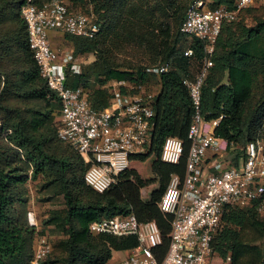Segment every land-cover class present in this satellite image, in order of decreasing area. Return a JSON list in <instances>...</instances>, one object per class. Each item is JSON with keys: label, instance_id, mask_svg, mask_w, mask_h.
I'll list each match as a JSON object with an SVG mask.
<instances>
[{"label": "trees", "instance_id": "16d2710c", "mask_svg": "<svg viewBox=\"0 0 264 264\" xmlns=\"http://www.w3.org/2000/svg\"><path fill=\"white\" fill-rule=\"evenodd\" d=\"M33 1L41 6L50 0ZM65 1L70 10L93 12L101 26L99 40L66 35L74 54H95L85 72H66L67 85L88 89L90 106L100 110L112 99L109 82H126L118 87L122 94L143 95L144 85L155 78L159 89L152 101V137L144 152L130 155L128 170L106 192L87 187L83 175L88 164L57 136L60 104L40 77L28 47L22 0H0V264H29L32 258L35 231L27 222L29 179L39 182L46 196L64 200L62 209H50L42 221L45 228L62 235L42 264H107L114 252L135 249V236L89 231L90 224L102 218L130 213L139 222L156 223L162 241L155 255L161 260L169 246L171 215L162 213L157 203L170 176L185 174L193 110L183 81L200 71L203 57V43L179 31L189 0H93L91 11L73 8L76 0ZM203 1L212 8L233 5V0ZM156 10L165 21H154ZM247 16L254 21L251 27L245 25ZM252 41H258L261 49L250 53ZM106 42L119 48L123 42L138 43L157 50L162 61L158 64L169 68L154 75L146 72L148 66L126 67L111 56ZM186 49H192L193 56L185 57ZM212 61L200 90L201 113L206 122L222 116L213 136L223 140L227 149L232 144L231 150L239 156L246 143L264 140L263 5L246 9L236 21L222 25ZM168 137L183 142L178 164L161 161V147ZM149 186L154 188L145 201L142 190ZM249 207H225L212 242L213 254L229 257L231 264H264V218L256 216V202ZM245 228L254 230L263 243H249L242 234Z\"/></svg>", "mask_w": 264, "mask_h": 264}, {"label": "built area", "instance_id": "2783aa9c", "mask_svg": "<svg viewBox=\"0 0 264 264\" xmlns=\"http://www.w3.org/2000/svg\"><path fill=\"white\" fill-rule=\"evenodd\" d=\"M22 3L28 47L40 77L60 104L57 136L88 164L83 175L85 185L96 193H104L128 170L130 155L146 150L152 137L154 95L122 94L118 87L126 82H115L109 105L100 110L92 108L85 89L71 88L66 83V68L72 74H80V64L70 57H60L51 47L49 33L57 31L94 39L101 28L96 16L92 12L70 10L65 0H50L41 6L33 0ZM261 5L264 0H233L231 8H212L206 1L195 0L187 6L179 31L203 43V57L200 71L193 79L183 81L193 110L187 132L185 174L182 178L176 174L170 176L157 203L162 213L171 215L169 246L158 260L155 250L162 237L154 221L139 222L132 213L102 218L90 224L92 234L135 236L138 242L127 258L112 264H213L212 242L224 208L264 204V140L246 143L237 156L231 150L232 144L227 149L223 140L203 132L201 125L206 121L201 113L200 91L213 66L212 55L222 25L236 21L242 11ZM183 55L191 57L193 50L186 49ZM168 68L167 64H156L146 72L159 75ZM221 118L208 123L215 128ZM182 154L181 140L174 137L164 140L161 161L178 164ZM33 201H29L27 211L28 225L35 231L29 264H42L52 253L54 243L38 218Z\"/></svg>", "mask_w": 264, "mask_h": 264}, {"label": "rangeland", "instance_id": "374dc122", "mask_svg": "<svg viewBox=\"0 0 264 264\" xmlns=\"http://www.w3.org/2000/svg\"><path fill=\"white\" fill-rule=\"evenodd\" d=\"M68 1V0H67ZM77 1V0H76ZM74 1L72 2L73 4H71V6H73V8L75 9H82L84 11H91L93 9V6H91V1L93 0H78L77 2ZM193 2V0H189L188 1V5L189 3ZM76 3V4H74ZM150 5H154V3H150ZM264 6V5H263ZM93 13V12H92ZM156 18L154 19V21H156V19H160V21H162L163 19L160 17L159 11L156 10ZM94 14V13H93ZM159 16V17H158ZM165 21V19L163 20ZM245 25L247 27H251L254 25V21L252 19L251 16H247L245 19ZM57 33H61V32H57ZM62 34V33H61ZM60 35H56L55 37L59 38ZM101 37V35L95 37V40H99ZM113 42V39H111ZM102 41V40H100ZM115 41V39H114ZM116 43V42H113ZM124 43V42H123ZM122 43V48H119L117 45H111L108 44V42H106L105 46L110 49L111 52V56L113 58H115L116 62H120L121 64L124 63L125 66H130L133 67L134 69H137L138 67H149V65L152 64H158L161 63V57L157 55V50H152V49H148L147 46L145 47L144 45H140L138 43H133V44H127V42L124 43L123 45ZM110 47V48H109ZM103 48V52L105 51L104 46ZM147 48V49H146ZM57 53L59 54L60 57H70L71 61H81L79 62L82 66H83V70L84 72L86 71V69L88 68V66L90 65V63H88L89 59H91V54H79L76 55L74 54V47L72 42L66 37H60V42L59 44L54 48ZM258 49H261V44L258 41H252L250 42V44L248 45V50L250 53L252 52H256ZM93 53V52H91ZM94 59H95V54L93 55ZM83 63V64H82ZM165 64V63H164ZM80 65V66H81ZM82 68V67H81ZM91 86L90 88H94V82H93V78L91 77ZM110 89L113 88V86L110 84ZM158 85H157V81L155 78H150V80L148 81V83H146L144 85L143 90L145 91L144 94H156L158 92ZM14 105H16L15 103H13ZM202 130L203 132L207 133L208 135L213 134V130L214 127L211 126L208 122H203L202 123ZM221 147H223V142L220 145ZM145 164H143L142 166L144 167ZM142 167V168H143ZM144 172V171H143ZM144 174H146L148 176L149 172L146 173L144 172ZM39 182H35V181H28L27 182V188H28V204L30 200H34L37 203H39V206L41 208V210L43 211L44 214L47 215L48 211L50 210V207H54L52 209H62L63 208V197L62 196H56V197H49L46 196V194L44 192L40 191V184H38ZM154 187H146L142 190V199L147 201L149 200L150 197V193L152 191ZM47 204V206H45L44 204ZM45 206V207H44ZM238 209H249V206H243V207H237ZM256 216L259 219L264 218V204L260 207L257 208L256 210ZM53 229V228H52ZM53 235H54V239H53V243L57 244L58 241L62 238V235L57 232L56 230H53ZM242 234L245 236V239L249 240V243L252 244H262L263 240L262 239H257V236L255 234V231L252 230L251 228H245L242 230ZM54 256L58 255L57 252L54 251ZM113 259L110 260L107 264H112L114 262L120 261V260H124L127 257V254L125 252H114L113 253ZM231 264L230 260L226 259H222V261L216 259L214 264Z\"/></svg>", "mask_w": 264, "mask_h": 264}, {"label": "crops", "instance_id": "0c3cea01", "mask_svg": "<svg viewBox=\"0 0 264 264\" xmlns=\"http://www.w3.org/2000/svg\"><path fill=\"white\" fill-rule=\"evenodd\" d=\"M56 35H60L59 36V38H57V37H55ZM64 36H66V35H64V34H61V33H57V31H51L50 33H49V41H50V44H51V47L52 48H55L58 44H59V42H60V37H64ZM86 54H91V59H89V61H88V63H91V62H93V60H94V53H86ZM79 62H81V61H79ZM78 61H77V63H79ZM80 64V63H79ZM83 64V63H82ZM81 65V64H80ZM81 67H82V70H83V66L81 65ZM67 71H69L70 72V70H69V67H67L66 68V72ZM84 71V70H83ZM115 83V81H111V82H109L108 84H107V87H110V84L113 86V84ZM87 91H88V89H87ZM142 196V195H141ZM45 206H47V204L45 203L44 204ZM44 206V207H45ZM33 207H34V209H35V211H36V213H37V215H38V218L40 219V221L42 222L44 219H46V217H47V215L46 214H44L43 213V211L41 210V208H40V206H39V203H37L36 204V202L35 201H33ZM52 208H54V207H50V209H52ZM53 229H52V227H47L46 228V232L50 235V236H52V238L54 239V235H53ZM126 254H127V257L130 255V253H131V251H126L125 252ZM126 257V258H127ZM114 257H113V255H112V259H113ZM228 258V257H227ZM111 259V260H112ZM216 259H218V260H220V261H222V258H220L219 256H217V255H214V263H215V261H216ZM213 263V264H214ZM225 264V263H224Z\"/></svg>", "mask_w": 264, "mask_h": 264}]
</instances>
